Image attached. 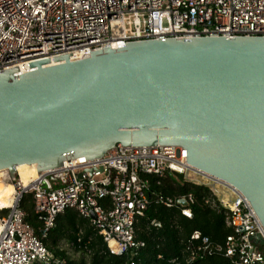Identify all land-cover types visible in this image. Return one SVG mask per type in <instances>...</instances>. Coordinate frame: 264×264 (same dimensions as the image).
<instances>
[{
	"label": "water",
	"instance_id": "obj_1",
	"mask_svg": "<svg viewBox=\"0 0 264 264\" xmlns=\"http://www.w3.org/2000/svg\"><path fill=\"white\" fill-rule=\"evenodd\" d=\"M118 144L181 147L264 227V38L135 42L0 72V171L99 159Z\"/></svg>",
	"mask_w": 264,
	"mask_h": 264
},
{
	"label": "built area",
	"instance_id": "obj_2",
	"mask_svg": "<svg viewBox=\"0 0 264 264\" xmlns=\"http://www.w3.org/2000/svg\"><path fill=\"white\" fill-rule=\"evenodd\" d=\"M201 37L264 38V0H0V72L108 46ZM13 176L14 203L0 208V264H64L26 223L20 203L29 194L42 238L70 210L89 220L112 255L136 252L144 247L136 239V223L150 205L180 207L192 219V195L154 191L151 179L161 183L170 176L209 189L213 207L227 212L232 234L216 251L239 264H264V245L253 241L256 236L264 241V227L248 200L187 164L181 147L118 144L102 158L82 157L39 172L27 187L17 170ZM192 239H200V233Z\"/></svg>",
	"mask_w": 264,
	"mask_h": 264
},
{
	"label": "trees",
	"instance_id": "obj_3",
	"mask_svg": "<svg viewBox=\"0 0 264 264\" xmlns=\"http://www.w3.org/2000/svg\"><path fill=\"white\" fill-rule=\"evenodd\" d=\"M151 181L154 191L164 196L192 195L193 215L188 219L181 214L180 207L167 209L150 205L135 227L136 239L144 247L133 255H112L89 220L70 210L58 218L48 237L42 238V222L34 214L32 194L23 196L20 208L26 214V223L48 252L64 264H239L216 251L224 245L232 229L226 224L227 212L211 204L215 197L209 189L184 181L181 176H170L161 183ZM195 232L200 233V239H192ZM204 239L208 240L207 244L203 243ZM70 252L80 257L73 259Z\"/></svg>",
	"mask_w": 264,
	"mask_h": 264
},
{
	"label": "bare ground",
	"instance_id": "obj_4",
	"mask_svg": "<svg viewBox=\"0 0 264 264\" xmlns=\"http://www.w3.org/2000/svg\"><path fill=\"white\" fill-rule=\"evenodd\" d=\"M38 166L36 164L33 165H21L16 167L17 172L20 175L22 185L27 187L30 183H32L39 172H37ZM0 179H2L5 183L0 181V208L9 207L14 203V195L15 189L12 183V177L9 170H1L0 171Z\"/></svg>",
	"mask_w": 264,
	"mask_h": 264
},
{
	"label": "rangeland",
	"instance_id": "obj_5",
	"mask_svg": "<svg viewBox=\"0 0 264 264\" xmlns=\"http://www.w3.org/2000/svg\"><path fill=\"white\" fill-rule=\"evenodd\" d=\"M163 26H164V27H167V21H166V20L163 21ZM178 177H179V176H178ZM181 177H182V176H181ZM114 247L117 248V246H114ZM62 248H63V249H66V250L68 249L67 246H62ZM70 254L72 255V258H73V259H78V258L80 257V254H77V253L70 252Z\"/></svg>",
	"mask_w": 264,
	"mask_h": 264
}]
</instances>
